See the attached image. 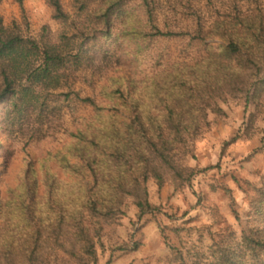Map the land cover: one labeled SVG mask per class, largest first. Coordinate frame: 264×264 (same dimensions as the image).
<instances>
[{
  "label": "trees",
  "instance_id": "obj_1",
  "mask_svg": "<svg viewBox=\"0 0 264 264\" xmlns=\"http://www.w3.org/2000/svg\"><path fill=\"white\" fill-rule=\"evenodd\" d=\"M144 1L152 30L146 36L191 35L205 44V54L159 79L113 78L105 91L108 105L77 94L94 107L95 117L53 155L63 177L45 162L41 167L42 182L48 189L45 200L31 203L40 187L34 167L12 190L10 199L3 204L0 198V212L9 221L7 234L0 238V264H97L104 237L116 230L130 206L138 209L140 219L156 209L149 198L151 180L158 189L168 182L183 187L199 173L222 169L219 163L200 169L189 163L196 156V141L213 123L210 116L215 119L226 114L221 103L234 101L245 109L254 107L245 128L225 143L224 153L227 146L254 135L256 121L264 116L263 8L244 12L236 3L215 8L207 23L203 10L189 2L185 7L193 27L163 31L155 22L151 2ZM47 2L54 18L68 19L61 0ZM118 5L119 0H111L104 14ZM78 58L79 53L72 61ZM67 61L63 44L45 43L41 48L35 39L5 27L0 16V101L15 99L26 105L27 99L36 97V88H57ZM234 180L239 183L237 177ZM223 190L233 204L232 190ZM260 190L264 199V189ZM233 211L237 214L234 207ZM35 217L40 221L37 229ZM184 228L191 229L179 225L162 228L170 258L176 264H200L209 253L193 247L183 252ZM22 236L25 239L15 240ZM212 241L210 250L217 264H244L242 251L253 256L264 252V237L258 229L243 232L240 239L230 233Z\"/></svg>",
  "mask_w": 264,
  "mask_h": 264
},
{
  "label": "rangeland",
  "instance_id": "obj_2",
  "mask_svg": "<svg viewBox=\"0 0 264 264\" xmlns=\"http://www.w3.org/2000/svg\"><path fill=\"white\" fill-rule=\"evenodd\" d=\"M111 0H61L67 20L53 17L47 0H0L3 25L25 38L43 45H62L69 61L61 71L57 88H36V97L0 101V198L3 204L12 190L25 180L30 167L38 172L39 192L31 203L45 200L47 186L42 182L41 167L48 163L63 177L54 159L73 139V134L94 120L93 106L77 98L92 96L98 104L108 105L105 95L113 78L144 82L161 78L176 66L193 64L205 54V44L191 35L146 36L151 32L144 0H119V5L104 14ZM115 1V0H112ZM155 22L163 31H188L193 27L186 3L203 10L207 23L212 10L238 4L247 12L264 0H149ZM79 53L77 61L72 57ZM72 55V57L70 56ZM69 94V95H67ZM226 114L213 120L210 128L195 143L190 165L200 169L221 164L222 169L199 173L183 187L165 183L158 189L148 183L150 201L156 209L139 218L130 206L116 230L104 237L97 264H176L164 244L162 228L186 226L183 252L187 247L208 252L200 264H217L211 254L212 239L220 241L232 233L258 229L264 237V116L258 118L255 133L248 139L227 146L240 129L245 128L253 106L245 109L234 101L221 103ZM239 179V183L234 180ZM217 187L213 189V187ZM232 190L234 201L223 190ZM233 207L237 214L234 213ZM33 215V214H32ZM8 218L0 212V238L7 234ZM40 226L38 217L34 229ZM33 229V230H34ZM169 233V231H167ZM171 234V232H170ZM173 242L177 238L170 236ZM25 239L24 236L15 240ZM244 264H264V252L253 256L241 253Z\"/></svg>",
  "mask_w": 264,
  "mask_h": 264
}]
</instances>
